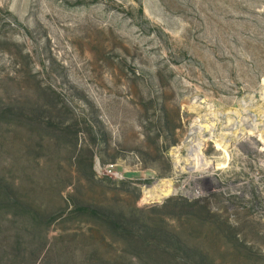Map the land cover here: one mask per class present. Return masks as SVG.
I'll use <instances>...</instances> for the list:
<instances>
[{
	"label": "rangeland",
	"instance_id": "374dc122",
	"mask_svg": "<svg viewBox=\"0 0 264 264\" xmlns=\"http://www.w3.org/2000/svg\"><path fill=\"white\" fill-rule=\"evenodd\" d=\"M5 136L54 206L11 264H264V0H0Z\"/></svg>",
	"mask_w": 264,
	"mask_h": 264
},
{
	"label": "trees",
	"instance_id": "16d2710c",
	"mask_svg": "<svg viewBox=\"0 0 264 264\" xmlns=\"http://www.w3.org/2000/svg\"><path fill=\"white\" fill-rule=\"evenodd\" d=\"M2 141L10 145L6 153L0 152V264H11L8 256L24 244L38 249L30 241L41 240L37 227L47 223L44 220L54 213V206H48L38 192L45 189L44 167L30 164L22 142L13 147L10 137ZM38 245L42 247L41 242Z\"/></svg>",
	"mask_w": 264,
	"mask_h": 264
}]
</instances>
